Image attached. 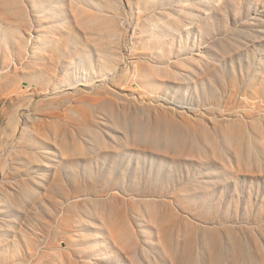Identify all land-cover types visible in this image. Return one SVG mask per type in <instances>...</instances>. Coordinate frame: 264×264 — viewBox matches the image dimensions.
Returning a JSON list of instances; mask_svg holds the SVG:
<instances>
[{"label":"rangeland","instance_id":"rangeland-1","mask_svg":"<svg viewBox=\"0 0 264 264\" xmlns=\"http://www.w3.org/2000/svg\"><path fill=\"white\" fill-rule=\"evenodd\" d=\"M0 264H264V0H0Z\"/></svg>","mask_w":264,"mask_h":264},{"label":"bare ground","instance_id":"bare-ground-1","mask_svg":"<svg viewBox=\"0 0 264 264\" xmlns=\"http://www.w3.org/2000/svg\"><path fill=\"white\" fill-rule=\"evenodd\" d=\"M55 27H59V25L58 24H55Z\"/></svg>","mask_w":264,"mask_h":264}]
</instances>
